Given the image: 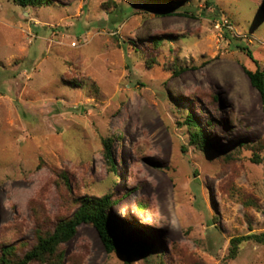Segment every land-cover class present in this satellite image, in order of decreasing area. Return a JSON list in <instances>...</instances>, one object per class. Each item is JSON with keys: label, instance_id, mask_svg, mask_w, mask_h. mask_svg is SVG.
Wrapping results in <instances>:
<instances>
[{"label": "rangeland", "instance_id": "1", "mask_svg": "<svg viewBox=\"0 0 264 264\" xmlns=\"http://www.w3.org/2000/svg\"><path fill=\"white\" fill-rule=\"evenodd\" d=\"M51 1L0 0V256L110 194L123 238L151 247L130 264H264L251 240L229 256L264 231V100L245 72L264 70V0ZM61 249L127 264L90 224Z\"/></svg>", "mask_w": 264, "mask_h": 264}, {"label": "trees", "instance_id": "2", "mask_svg": "<svg viewBox=\"0 0 264 264\" xmlns=\"http://www.w3.org/2000/svg\"><path fill=\"white\" fill-rule=\"evenodd\" d=\"M20 7H39L52 3L51 0H13ZM264 8V7H263ZM263 8H261L263 10ZM161 41L155 40L153 47L160 46ZM252 57L251 50L246 46L234 45ZM250 83L261 93L264 100V70L257 67L254 71L245 70ZM211 124V120L206 121ZM189 134V140L193 144L206 148L205 138L201 131L200 124L188 114L185 119ZM109 141L104 142L105 156L109 160L112 171L115 172V165L111 158ZM255 162H259V156L254 155ZM78 207L72 216L59 220L56 225L48 231H37L36 241L17 257L16 248L4 245L1 249L0 264H30L33 262H47L48 264H63L64 251L61 247L70 241L79 225L90 224L99 234V237L108 252H118L123 255L127 264H130L133 256H144L150 252L151 247L123 238L116 224H113L108 217V209L113 200L110 194L101 197L84 195L77 199ZM251 240L256 243H264V231L258 234L235 236L230 239V257H235L242 242Z\"/></svg>", "mask_w": 264, "mask_h": 264}]
</instances>
